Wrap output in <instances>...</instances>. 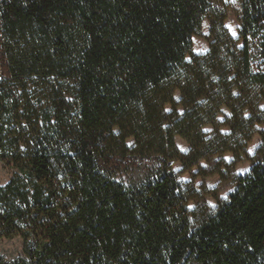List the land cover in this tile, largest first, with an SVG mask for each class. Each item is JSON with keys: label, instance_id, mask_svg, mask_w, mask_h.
Masks as SVG:
<instances>
[{"label": "trees", "instance_id": "obj_1", "mask_svg": "<svg viewBox=\"0 0 264 264\" xmlns=\"http://www.w3.org/2000/svg\"><path fill=\"white\" fill-rule=\"evenodd\" d=\"M228 13L0 0V235L23 242L0 264H264V0H240L237 36ZM256 135L261 158L236 175ZM203 161L235 189L197 214L173 164Z\"/></svg>", "mask_w": 264, "mask_h": 264}, {"label": "rangeland", "instance_id": "obj_2", "mask_svg": "<svg viewBox=\"0 0 264 264\" xmlns=\"http://www.w3.org/2000/svg\"><path fill=\"white\" fill-rule=\"evenodd\" d=\"M229 13L225 21V25L233 36H237L239 28L238 16L240 12V0H227ZM209 31V22L205 19L202 24V34L193 37L194 53H204L208 49V41L206 39ZM176 145L179 150L185 153L188 150L187 143L180 137H176ZM262 139L255 136L247 147L249 154L248 160L241 161L235 168L236 175H243L249 171L252 164L261 158V154L257 150L261 146ZM226 161L232 160L231 154L224 156ZM214 163L200 162L199 166L190 170L182 171L179 162L173 164L174 170L178 173V179L183 189H193L196 193L194 198L189 202L188 207L197 214L200 210H214L217 203L225 200L228 195L235 189L233 180L223 179L217 175H210L213 170ZM13 170L4 161L0 160V185H4L12 177ZM23 242L19 236L7 238L0 235V255L8 260H13L22 254Z\"/></svg>", "mask_w": 264, "mask_h": 264}, {"label": "snow or ice", "instance_id": "obj_3", "mask_svg": "<svg viewBox=\"0 0 264 264\" xmlns=\"http://www.w3.org/2000/svg\"><path fill=\"white\" fill-rule=\"evenodd\" d=\"M233 35H235V33H233Z\"/></svg>", "mask_w": 264, "mask_h": 264}]
</instances>
